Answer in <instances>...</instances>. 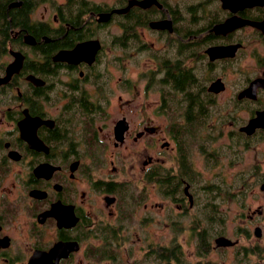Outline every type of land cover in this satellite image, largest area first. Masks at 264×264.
I'll return each instance as SVG.
<instances>
[{"label":"flooded vegetation","instance_id":"flooded-vegetation-1","mask_svg":"<svg viewBox=\"0 0 264 264\" xmlns=\"http://www.w3.org/2000/svg\"><path fill=\"white\" fill-rule=\"evenodd\" d=\"M263 162L264 0H0V264H264Z\"/></svg>","mask_w":264,"mask_h":264},{"label":"rangeland","instance_id":"rangeland-1","mask_svg":"<svg viewBox=\"0 0 264 264\" xmlns=\"http://www.w3.org/2000/svg\"><path fill=\"white\" fill-rule=\"evenodd\" d=\"M104 1H110V0H104ZM113 59L117 60L116 62L122 67L123 63L122 60H119V58H124L123 52L122 51H115L113 54ZM123 55V56H122ZM143 56V53H139L137 54V57H131V59H128V68L125 71V74L129 76L130 78V82H131V89L130 91H127L126 93V89H122L121 87H117L115 85V93L114 95L110 98L109 101V106L108 108L112 109V111L114 112L117 109V104L119 103V101L116 99L118 94H122L123 98L128 97L130 99V109H131V114L133 113L135 116L134 117H138V111H148L149 115H152L154 117V119L161 125L164 126V124L166 123L167 119H169L168 117L165 116H158L155 112L154 109L156 107L155 104H157L158 99H157V91L155 90H149L148 92H145V87H144V80L142 78H140L139 74L141 70H144L148 64L146 65L147 62H145V58ZM142 57V58H140ZM118 58V59H117ZM112 59V57L110 58ZM240 60V58H237L236 60H232L229 63H221L220 65H217V67H215V71L214 73H216V75H220L223 78H225L228 82L230 81L231 86H234L235 80L237 81L238 78L241 76L240 73L237 74V71L239 72V66H238V61ZM253 64L251 63L250 60L246 61V64ZM122 69V68H121ZM120 68H113L112 69V79H116L118 78V76H124L123 75V71ZM152 88V87H150ZM153 89V88H152ZM231 92L232 90L230 89V87L228 86V90L224 93L219 94V97H217L219 99L218 103L216 102L215 105L212 108H216L218 111L217 112H221V111H225V109L227 108V97L230 95L231 96ZM117 114V113H116ZM110 119V117H109ZM212 121L211 124L213 125V129H212V135H215L214 139L215 141H212V144H222L224 147V141L223 139L219 138V130H220V125H223L222 116H214L212 117ZM225 120V118H224ZM163 135H167L166 132L163 133ZM134 146V145H133ZM138 146H134L131 147V149H138ZM195 150L197 152V148L195 147ZM225 150V154L226 156L229 155L230 156L235 153V149H232L233 151L230 152L231 149H228L227 147L224 149ZM258 153H260V150L258 151ZM165 154V152L163 153V155ZM251 154L252 152H246L245 154V159H244V163H238L235 168H243V169H248L251 165V163L253 162H257V160L251 159ZM194 159L196 160V163L198 165H200L202 168L203 166V158L201 155H199V153L197 152V155L194 156ZM226 161V160H225ZM120 162V160L118 161ZM125 167L123 169L122 167V172H127V173H140V171H138L137 168V163H136V158L135 156H131V158H129L128 160H126L125 162ZM122 166V165H121ZM245 166H247V168H245ZM263 167H264V162H263ZM205 168V167H204ZM214 171V169L212 170ZM212 171H206L204 170L203 172L205 174H209ZM208 177V176H206ZM153 196V194H152ZM247 200L249 201L250 198L247 197ZM235 214V206L232 207L229 211H228V222H232L235 219H232L231 216H233ZM232 227L228 224L227 226V230L229 232L232 231ZM155 235L158 236L161 233H163L164 228L162 227H155Z\"/></svg>","mask_w":264,"mask_h":264},{"label":"water","instance_id":"water-1","mask_svg":"<svg viewBox=\"0 0 264 264\" xmlns=\"http://www.w3.org/2000/svg\"><path fill=\"white\" fill-rule=\"evenodd\" d=\"M139 3H141V2H139ZM139 3H138V4H139ZM120 11H121V10H120ZM252 125H253V124H252Z\"/></svg>","mask_w":264,"mask_h":264}]
</instances>
